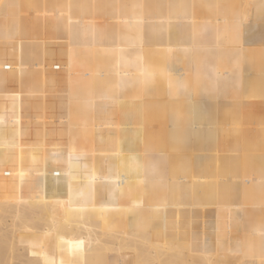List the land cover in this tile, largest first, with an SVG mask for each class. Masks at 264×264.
Segmentation results:
<instances>
[{
	"label": "bare ground",
	"instance_id": "6f19581e",
	"mask_svg": "<svg viewBox=\"0 0 264 264\" xmlns=\"http://www.w3.org/2000/svg\"><path fill=\"white\" fill-rule=\"evenodd\" d=\"M250 99L264 0H0V264H264Z\"/></svg>",
	"mask_w": 264,
	"mask_h": 264
},
{
	"label": "rangeland",
	"instance_id": "374dc122",
	"mask_svg": "<svg viewBox=\"0 0 264 264\" xmlns=\"http://www.w3.org/2000/svg\"><path fill=\"white\" fill-rule=\"evenodd\" d=\"M250 100L252 101V99H250ZM250 100H249V101H250ZM251 101H250V102H251ZM256 103H257V102H256ZM254 104H255V101L253 100V102L250 103V105H248V106H250V107H253V109L251 108L252 111H251L250 108H249V109H250V112H249V110H244V111H247L246 113H248V112H249V113H252V117H253L254 114H255L254 111L256 110V111H257V112H256V115H258V116L255 115L256 117L254 116L252 119H254V120L257 122V121L260 120L263 116L261 115L260 111L258 112V110H260V109H254V108H255V107H254V106H255ZM251 105H252V106H251ZM257 108H258V107H257ZM247 109H248V108H247ZM253 110H254V111H253ZM261 110H262V108H261ZM246 115H247V114H246ZM247 116H248V115H247ZM247 116H246V117H247ZM250 117H251V116H250V114H249V117H248L249 120H251ZM258 117H259V119H258ZM162 118H163V117H161L160 119L158 118L159 120H156L153 124H151L150 126H147L148 128L146 129V133H147L148 138L153 139V140H158V139H159V137L161 136V129H162V128H160V123H163V124L165 123V122H163L164 120L162 121ZM256 118H257V119H256ZM247 120H248V119H247ZM244 122H245L244 125H245L246 127H244V125H242V129H241V128H240V129L243 130V131H245V133L247 134V136H250L251 139L254 138L256 135L253 136V134H254V132H255V131H254L255 128H252V127H254V125H255V124L253 123V120H252V122H251V124L253 123V124H252L253 126H251V124L249 125V126H251V127L248 126V121H244ZM256 122H255V123H256ZM243 127H244V128H243ZM245 128H247V129H245ZM158 129H159V130H158ZM248 129H250V130H248ZM251 129H252V130H251ZM256 129H257V127H256ZM246 130H247L248 132H249V131H250V132L247 133ZM256 132H257V130H256ZM251 133H252V136H251ZM255 134H257V133H255ZM228 261H232L233 264H234L235 262H236L235 264H237V263L239 264V261H240V260H238V261H237V260H235V261H234V260H228ZM227 263H228V262H227ZM230 263H231V262H230ZM230 263H229V264H230ZM225 264H226V263H225Z\"/></svg>",
	"mask_w": 264,
	"mask_h": 264
},
{
	"label": "crops",
	"instance_id": "0c3cea01",
	"mask_svg": "<svg viewBox=\"0 0 264 264\" xmlns=\"http://www.w3.org/2000/svg\"><path fill=\"white\" fill-rule=\"evenodd\" d=\"M254 100L257 101L256 99H254ZM252 101H253V100H252ZM258 101H262V100L259 99ZM247 102H248V105H249V104H250V103H249L250 101L247 100ZM262 102H263V101H262ZM262 102H258V103H259V104L261 103L260 105H262V104H263ZM258 103L255 102L254 105H255V106L258 105V106H256V107H259V104H258ZM248 105L245 104V108H248V107H247ZM243 107H244V106H243ZM262 107H263V106H262ZM242 109H243V108H242ZM244 110H245V109H244ZM244 110H243V111H244ZM262 110H263V111H262ZM262 110H261V111L264 113V108H262ZM263 113H262V114H263ZM241 114H242V113H241ZM243 114L245 115L244 112H243ZM243 114H242V116H243ZM262 114H261V115H262ZM244 117H246V116H244ZM263 118H264V115H263ZM163 120H164V119H162V121H163ZM243 120L245 121V118L242 117L241 121H243ZM244 121L242 122L243 124L245 123ZM246 121H247V120H246ZM243 124H242V125H243ZM242 131H243V130H242ZM243 132H245V131H243ZM245 134H246V133H245Z\"/></svg>",
	"mask_w": 264,
	"mask_h": 264
}]
</instances>
